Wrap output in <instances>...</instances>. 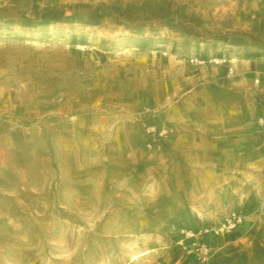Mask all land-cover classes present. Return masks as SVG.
Masks as SVG:
<instances>
[{
    "label": "rangeland",
    "instance_id": "1",
    "mask_svg": "<svg viewBox=\"0 0 264 264\" xmlns=\"http://www.w3.org/2000/svg\"><path fill=\"white\" fill-rule=\"evenodd\" d=\"M0 264H264V0H0Z\"/></svg>",
    "mask_w": 264,
    "mask_h": 264
},
{
    "label": "built area",
    "instance_id": "2",
    "mask_svg": "<svg viewBox=\"0 0 264 264\" xmlns=\"http://www.w3.org/2000/svg\"><path fill=\"white\" fill-rule=\"evenodd\" d=\"M191 60H195V61H197V59L196 58H192ZM149 129V128H148Z\"/></svg>",
    "mask_w": 264,
    "mask_h": 264
}]
</instances>
